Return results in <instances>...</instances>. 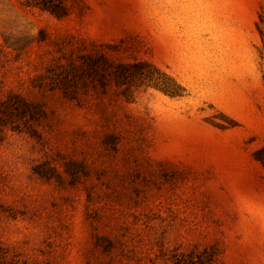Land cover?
I'll return each mask as SVG.
<instances>
[{"label":"rangeland","instance_id":"374dc122","mask_svg":"<svg viewBox=\"0 0 264 264\" xmlns=\"http://www.w3.org/2000/svg\"><path fill=\"white\" fill-rule=\"evenodd\" d=\"M0 264H264V0H0Z\"/></svg>","mask_w":264,"mask_h":264},{"label":"trees","instance_id":"16d2710c","mask_svg":"<svg viewBox=\"0 0 264 264\" xmlns=\"http://www.w3.org/2000/svg\"><path fill=\"white\" fill-rule=\"evenodd\" d=\"M97 63V62H96Z\"/></svg>","mask_w":264,"mask_h":264}]
</instances>
